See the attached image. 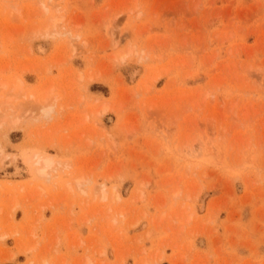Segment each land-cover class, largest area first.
I'll return each mask as SVG.
<instances>
[{
  "label": "rangeland",
  "instance_id": "obj_1",
  "mask_svg": "<svg viewBox=\"0 0 264 264\" xmlns=\"http://www.w3.org/2000/svg\"><path fill=\"white\" fill-rule=\"evenodd\" d=\"M1 82L0 264H264V0H0Z\"/></svg>",
  "mask_w": 264,
  "mask_h": 264
},
{
  "label": "bare ground",
  "instance_id": "obj_2",
  "mask_svg": "<svg viewBox=\"0 0 264 264\" xmlns=\"http://www.w3.org/2000/svg\"><path fill=\"white\" fill-rule=\"evenodd\" d=\"M62 18H60V17H54L53 19H52V25L53 26H58V22L60 23V20H61ZM112 28H113V26H112ZM114 30V29H113ZM112 33V32H111ZM114 33V32H113ZM116 43V42H115ZM118 44V43H117ZM128 45V44H127ZM129 47H130V49L132 48V46L131 45H128ZM126 47V49L127 50H129L128 48L129 47ZM116 47H117V45H116ZM119 47V46H118ZM134 47V46H133ZM122 50L123 49H121V54H119V55H121V58L122 59H125V57L131 52V50H129V51H123V53H122ZM134 52H132V54H133ZM129 56V55H128ZM114 58V57H113ZM127 58V57H126ZM115 60H117V59H115ZM121 61V60H120ZM123 61V60H122ZM125 63V62H124ZM93 72V71H92ZM92 72H91V76H92ZM89 75V81H91L90 80V76ZM99 76V75H98ZM86 77L88 78V75H86ZM79 78H81V76L79 75ZM91 78H93V77H91ZM96 78V77H95ZM20 80V79H19ZM93 80V79H92ZM18 81V80H17ZM19 83H20V81H18ZM16 83V84H15ZM14 84L16 85H14V87H13V89L15 88V87H18V86H20L21 84H18L17 82H15ZM0 85L2 86V87H6V83L5 82H1L0 83ZM86 87V86H85ZM85 90V89H84ZM83 97H84V95H83ZM83 97L81 98V97H79L80 98V101H81V99H83ZM53 99H58V97L56 98V97H52V96H47L46 98H44V101H46V103H42V106L40 107V109H42L43 110V112H45V114H50V112L52 111V102H54L55 100H53ZM78 102H79V100H78ZM82 102V101H81ZM102 102H104V101H102ZM109 105H110V103H108ZM108 104L106 105L105 103L103 104V106L101 107V108H98L97 110H96V113L98 114V115H100V116H102V114H104V112H106V110H107V107H108ZM110 107H111V105H110ZM109 108V107H108ZM96 109V108H95ZM94 109V110H95ZM92 113V112H91ZM87 115L89 116V114L87 113ZM18 120V119H17ZM85 121V120H84ZM13 122V121H12ZM14 122H16V119H15V121ZM13 122V123H14ZM87 122V121H86ZM72 124V123H71ZM82 133H84V132H82ZM78 135V134H77ZM80 136H81V133L79 134ZM84 136V135H83ZM82 137V136H81ZM32 158H33V163L35 164V171L37 172V174L38 175H40L41 177L43 176V177H48L49 176V174H50V172L52 171V169H53V174H55V172L56 171H58V169H60L61 171H62V168H64V167H67V166H69V162H67L66 160H65V163H63L64 161H59V160H56V159H54L53 157H52V155H46V153L44 154V153H41V152H39V153H36L34 156H32ZM67 163V164H66ZM71 169V168H70ZM68 173V172H67ZM81 173H83V172H81ZM79 174V175H77V176H74V179H72L73 178V176H72V178L69 176V174H68V176H69V178H71L70 180H74V187H75V190L76 191H79L80 193H83V195H87V194H89V193H91V197H90V201L88 202V200L89 199H87V197L85 198V200H87V202H86V205H85V203H84V207H86L88 204H90L91 203V201L92 202H94L95 200H97L98 198L100 199V200H104V199H106V198H109V191L107 190V188H106V184H102V185H100L99 187H97L96 188V190L92 193V192H89V180H88V178H87V176H86V173L85 174ZM57 175V174H56ZM55 176V175H54ZM55 178V177H54ZM68 181H70L69 179H67ZM72 181H70V182H68L67 184H66V182H65V186H67V187H69V188H72L73 186H72ZM55 182V181H54ZM72 186V187H71ZM66 187V188H67ZM56 188V187H55ZM65 188V189H66ZM69 192V191H68ZM71 192H69V194H70ZM74 193V192H73ZM75 194H73V197H75L74 196ZM100 195V196H99ZM117 197L119 198V196L117 195ZM75 199H76V197H75ZM111 199H113L112 197H111ZM84 200V201H85ZM76 201V200H75ZM73 202V201H72ZM82 203H83V201H82ZM81 203V204H82ZM47 205H49V204H47ZM88 207V206H87ZM86 207V208H87ZM122 213H123V210H120L119 211V215H122ZM124 214V213H123ZM117 219V215H115L114 216V219H113V221L114 220H116ZM61 222V221H60ZM84 241V240H83ZM95 241V240H94ZM92 242V241H91ZM80 244L79 245H81L82 244V241L81 242H79ZM72 244V243H71ZM94 245V244H93ZM34 248V245H32V246H30L29 248H27L26 249V251H30L31 249H33ZM87 248V247H86ZM90 248V247H89ZM56 251V250H55ZM102 252H104V251H102ZM47 254V253H46ZM61 256V255H60ZM43 257V260L44 259H46L44 256H42ZM87 257V256H86ZM61 258H62V256H61ZM61 258H60V260H61ZM87 258H89V257H87ZM55 259V258H54ZM58 260V259H57ZM66 260H67V258L65 259V262H63L62 264H68L67 262H66ZM62 261V260H61ZM61 261H59V262H57V263H60ZM64 261V260H63ZM89 261H90V264H92V262H93V260L90 258V259H87L86 261H84V263L85 264H89ZM123 261V260H122ZM39 262H41V261H39ZM47 262V261H46ZM46 262H44L45 264H46ZM38 263V262H37ZM36 263V264H37ZM54 263H56V260H55V262ZM71 263V262H70ZM69 263V264H70ZM41 264V263H40ZM142 264H143V262H142Z\"/></svg>",
  "mask_w": 264,
  "mask_h": 264
}]
</instances>
